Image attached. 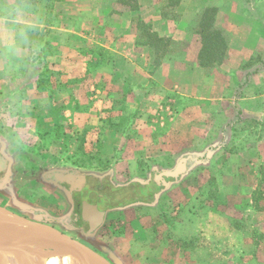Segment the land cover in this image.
Wrapping results in <instances>:
<instances>
[{"label": "rangeland", "instance_id": "rangeland-1", "mask_svg": "<svg viewBox=\"0 0 264 264\" xmlns=\"http://www.w3.org/2000/svg\"><path fill=\"white\" fill-rule=\"evenodd\" d=\"M251 3L258 8L260 0ZM44 7L36 0H0L4 41L8 39L9 45L16 38L17 45L22 43L19 47L28 49L27 53H15L13 47H7L0 52V149L9 160L7 174L0 182L1 206L29 219H68L71 203L67 187L48 177L53 172L80 173L87 182L78 197L109 211L90 235L81 230L69 234L111 264H249L246 258L251 254L240 246L244 237L238 241L234 236L240 230L244 235L248 211L229 213L230 226L226 223L218 233L208 229L207 234L198 226L189 236L181 223L187 217L186 210H200L206 197L210 207L219 203L220 208L228 207L237 198L231 199L234 183L240 184L242 199L247 197L241 205L249 204L254 182L245 181L242 186V182L223 179L230 173L227 167L222 171L225 161L233 173L241 162L250 167L247 144L250 138L257 137L250 134L248 127L242 134L234 132L232 127L241 121L235 113L236 106L227 100L229 113L223 121L213 116V109L208 114L192 109L187 119L193 131L186 133L181 125L172 127L171 123L180 109L204 103V90L190 88L189 98L181 100L174 87L165 100H157L150 108L148 117L138 115L143 109L147 113L150 101L126 100L127 92L135 90L131 81L135 80L132 71L136 69H123L119 63L136 62L142 56L144 60L139 61L152 71L153 65L144 61L155 64L169 58L174 63L183 62V44L147 37L149 30L140 27L138 19L134 22L138 32L129 31L130 37L126 38L114 30L118 25L110 21V16H99L95 25L82 28V16H75L74 9L57 16L52 12L54 8L47 11ZM137 42L152 45L141 52ZM251 61H264V57L256 54ZM114 63L119 65L113 67ZM149 70L144 71L149 74ZM144 77L147 75L143 73ZM221 86L224 85L209 94L247 92L243 84ZM144 87L146 93L152 89L150 84ZM146 121L154 125L151 136L141 126ZM208 124L219 126L218 131L206 133ZM222 124L231 127L226 134ZM189 141L191 149L185 150ZM233 142V147L225 146ZM241 142L246 147L236 149ZM213 143H219L220 149ZM200 153L207 155V161L191 166L194 157L188 156ZM132 181L145 183L144 193L156 192V200L109 208L127 200ZM221 189L225 194L223 202ZM138 190L143 191L140 187ZM177 218L181 219L179 223Z\"/></svg>", "mask_w": 264, "mask_h": 264}, {"label": "crops", "instance_id": "crops-1", "mask_svg": "<svg viewBox=\"0 0 264 264\" xmlns=\"http://www.w3.org/2000/svg\"><path fill=\"white\" fill-rule=\"evenodd\" d=\"M251 1L136 0L137 8L132 9L127 2L120 0H36L38 4L45 6L44 9L47 11L54 8L52 12L57 14V16L59 14L60 16H64L65 10L69 8L74 9L73 13L75 16H82L80 25L82 28L86 24H90V27L95 25L97 20H100L99 16H110V21H115L118 25L114 30L119 31L120 34H125L124 36L129 38V31H137L134 22L138 19L141 21V24L143 23L147 27L149 30L148 33L152 34L154 39L156 35L158 38L183 44L180 53L183 62L174 63L172 61L174 59L170 60L169 58L161 62H156L155 64L144 61V64L153 65L152 71L149 70V65L147 67L143 66L142 61H139L141 59L144 60L142 56H138V59H136L137 63L131 60L123 61L122 63L118 62L123 69H136L132 71V74L136 75L135 80L133 82L131 81L135 90L130 91L128 87H125L126 89L124 90L130 91L127 92V97L125 96L126 100L150 101V104L148 103L146 108L147 113L145 109L138 113L142 117H148L152 111L151 109L159 102L157 100H165L175 88L176 94L180 99L186 100L190 95L187 90L201 87L199 89L204 90V94L201 95L204 103L194 108L193 106L189 107L191 109L190 112H188L189 108L183 111L180 109L177 119L175 118L173 123H171L172 127L181 125L186 130V133L193 131V128H190L192 124L187 119L193 113V110L198 109L208 114L210 113V109H213L214 111H211L213 116L217 119L222 118L223 121L229 113L226 110L227 100L236 106L234 110L241 118V121H238L232 127L236 129L234 132L242 134L245 130L244 128L248 127L246 129L250 134H257V137L250 138V142L248 141L247 144L249 146L248 162H251L250 167L248 166L249 164L241 162L237 164V172L233 173L229 162L225 161V164L223 163L222 166V171H225L227 167V172L230 173L225 174V178L223 179L231 182H242V186L245 181L254 182L252 186L254 190L252 193H249V204L241 205L242 201H247V197L242 199L243 196H241V193L243 190L239 189L241 187L240 184L234 183L230 190L231 199L233 197L237 198L231 201L228 207L220 208V203L217 206L213 205L210 207L206 197V199L204 198V203L202 202L201 204L202 208L200 210H186L187 217L184 219L185 222L183 221L181 223L185 224L183 228H185L189 236L194 234V230L198 226L206 229L207 234L208 229H212V233L215 231L218 233L219 228L226 226V223L230 226L227 220L228 215H230L229 213L248 211L249 218L246 226L243 228V230L245 229L244 235L242 234V230H240V234H235L234 236L238 238V241L241 239V236L244 237L240 246L243 247L241 250L246 249L250 252L249 254L251 255L246 258L249 264H264V61H251L252 57L256 54H262L264 57V0H260L258 8L256 6L252 7L253 2L251 3ZM47 5L50 7L49 9H46ZM207 9L213 10L211 13L214 19L211 30H219L222 32V35L226 39L227 47L220 62L215 61L207 66H202L198 62L202 49L201 27L199 23L202 14ZM256 10L259 12H256ZM73 29L78 30V28ZM5 34V32H0V52H4V48L7 49L8 47L11 49L13 47L12 49L15 53H23V51L27 53V47H25L26 49L19 47L22 46V43L17 45L18 39L16 38L8 45V39L4 41ZM139 34L140 32L136 35L138 36ZM8 36H11V34H7L6 37ZM156 41L159 40L156 39ZM28 43H30V40ZM25 45L28 44L25 43ZM150 45L152 44L137 42V47L141 49V52L150 48ZM118 63H114L113 67L119 65ZM106 64L108 65V63ZM110 65L112 67L111 63ZM144 70H149V74ZM143 73L147 77L143 78ZM124 79H126V82L130 81L129 78ZM142 79H145L146 82H143ZM147 84L152 86L150 87L152 89H148L149 93H146L147 90L144 87ZM228 84L232 86L243 84L242 88L247 92L238 93L237 95L231 94L228 91L224 92V94L216 93L218 96L209 94L210 90L214 92L215 87L217 88L219 85L226 87ZM204 86L205 89H202ZM221 105H223V108L220 107ZM210 106H213V108H210ZM146 122L141 126L146 127V133L151 136L154 131V125L148 121ZM214 125L208 124L205 132H217L219 126ZM223 127L225 128L224 130ZM221 128L223 133L226 134L231 127L222 124ZM155 130L157 131V129ZM189 144H191L190 141L185 145L187 147H185V150L191 149ZM213 145H215V148L220 149L219 143H213ZM233 145L236 144L234 142L225 144L226 147H233ZM245 147L244 142H241L239 148L237 146L235 148L241 149ZM196 150L199 151V149ZM235 159L237 162L238 159L236 157ZM189 175L192 176V174ZM215 176L219 179V175ZM202 193L204 195L208 194L205 190H202ZM220 193L223 202L225 194L222 189ZM233 194L235 195L233 196ZM108 211V209L103 210L104 216ZM177 220L178 222L176 223H179L181 219L177 218ZM97 228H94L92 232ZM233 229L234 227L230 230ZM92 232L90 231L89 235ZM215 237L218 238L220 235H215Z\"/></svg>", "mask_w": 264, "mask_h": 264}, {"label": "water", "instance_id": "water-1", "mask_svg": "<svg viewBox=\"0 0 264 264\" xmlns=\"http://www.w3.org/2000/svg\"><path fill=\"white\" fill-rule=\"evenodd\" d=\"M76 178L81 184L86 179L83 174L55 173V179L60 182L72 184V180ZM81 218L83 232H92L102 223L104 212L100 211L96 205L84 201ZM89 223H92L90 228L85 230ZM0 224L11 225L21 231L11 240L13 243L0 242V264H2V260L9 257V248L12 244L37 246L39 243L50 253L77 256L82 264H111L104 256L66 232L52 225L18 215L2 206H0Z\"/></svg>", "mask_w": 264, "mask_h": 264}, {"label": "trees", "instance_id": "trees-1", "mask_svg": "<svg viewBox=\"0 0 264 264\" xmlns=\"http://www.w3.org/2000/svg\"><path fill=\"white\" fill-rule=\"evenodd\" d=\"M120 1L127 2L132 9L137 8L136 0H132V1L120 0ZM212 11L213 10L210 9L205 10L201 16L199 23L201 27L202 49L199 54L198 62L202 66H207L215 61L220 62L225 54V50L227 47V42L225 37L222 35V32L219 30H211L214 19L211 13ZM141 26L146 28V26L143 23L140 25V27ZM148 36L151 37L153 35L148 33L147 37ZM156 39L159 41L164 40L162 38H158L155 35V40ZM143 43L147 44V42H143ZM206 154L200 153V154H194L188 156L189 158L194 157L192 161L190 160L191 166L192 165L194 166V164H200L202 162H206L207 161ZM183 161L186 162L185 159H183ZM144 184L143 182L140 181H132L130 183L131 188L128 191V194L126 195L127 200H125L124 202L123 201L116 202L115 204L108 205V207L112 209V208H120L133 203L151 204L156 200V192H153V194L152 193L149 194L150 192L144 193V191H146ZM139 187L143 189L142 192H139L138 190ZM114 189H119L123 191L124 188L122 186H114Z\"/></svg>", "mask_w": 264, "mask_h": 264}, {"label": "flooded vegetation", "instance_id": "flooded-vegetation-1", "mask_svg": "<svg viewBox=\"0 0 264 264\" xmlns=\"http://www.w3.org/2000/svg\"><path fill=\"white\" fill-rule=\"evenodd\" d=\"M8 164H9V160L4 156L3 152L0 149V182L5 178V176L7 174ZM55 173H57V172H53V174L51 176H49L48 178H51L52 180L53 179L56 180L55 179ZM60 173L66 174L64 172H60ZM67 173L80 174V173H75V172H67ZM85 178L86 179L82 184L80 183V181L77 178L75 180H72V182H73L72 184L68 183V182H60V181L56 180V184L65 185L67 187L68 198H69V202L71 203V210L69 212L68 219H65L63 217L62 218L61 217L38 218L36 216H33V218H30V219L52 225L55 228H57L61 231H64L68 234L70 232H72L73 230H81L83 232L81 211H82V203L86 200L78 197V195L85 188V185L87 182V177L85 176ZM75 195H77V196L75 197ZM86 202H88V201H86ZM88 203L96 205L98 207V209L100 211H102L99 208L97 203H91V202H88ZM1 205L2 204L0 202V206ZM15 213H17V212H15ZM17 214L20 215V213H17ZM23 216L28 218L25 215H23ZM91 224L92 223L87 224L85 227V230H88L90 228Z\"/></svg>", "mask_w": 264, "mask_h": 264}, {"label": "bare ground", "instance_id": "bare-ground-1", "mask_svg": "<svg viewBox=\"0 0 264 264\" xmlns=\"http://www.w3.org/2000/svg\"><path fill=\"white\" fill-rule=\"evenodd\" d=\"M20 231L11 225L0 224V242L11 241ZM9 257L2 264H82L77 256L55 254L46 251L41 243L37 246L12 244ZM1 256V255H0Z\"/></svg>", "mask_w": 264, "mask_h": 264}]
</instances>
